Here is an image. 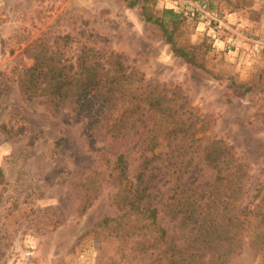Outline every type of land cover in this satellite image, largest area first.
Wrapping results in <instances>:
<instances>
[{"label":"rangeland","instance_id":"rangeland-1","mask_svg":"<svg viewBox=\"0 0 264 264\" xmlns=\"http://www.w3.org/2000/svg\"><path fill=\"white\" fill-rule=\"evenodd\" d=\"M139 4L159 17L165 9L178 14V40L204 42L214 75L175 57L160 29L144 21ZM85 48L117 56L127 71L140 74L149 98L164 97L166 106L182 111L192 139L228 146L241 167V207L264 212V0H0V264H137L133 240L121 238L113 223L97 224L119 214L118 186L101 159L122 153L127 179L135 183L140 122L133 119L116 142L102 128L88 130L87 118L72 104L54 110L40 89L30 98L21 91L36 54L53 56L71 71ZM164 152L154 150L158 156L142 186L151 204H159L167 244L198 251L195 229L170 214L167 192L184 168L170 175L161 163ZM186 162L185 181L210 191L215 174L202 155H188ZM227 264H260L259 255L246 238Z\"/></svg>","mask_w":264,"mask_h":264},{"label":"trees","instance_id":"trees-1","mask_svg":"<svg viewBox=\"0 0 264 264\" xmlns=\"http://www.w3.org/2000/svg\"><path fill=\"white\" fill-rule=\"evenodd\" d=\"M135 4L134 1L128 7ZM148 10L145 4L140 5L144 21L160 29L175 57L214 75L207 64L208 47L204 42L191 44L178 40V14L165 9L159 17ZM41 55L36 54L35 64L24 73L21 81L24 96L30 98L40 89L54 110L65 103L72 104L78 117L87 118L88 130L94 126L102 128L104 135L116 142L127 135L133 119L140 122L141 171L135 183L127 179V161L122 153L101 159L109 164V175L118 186L114 204L119 214L97 224L108 227L113 223L115 229L122 231L121 238L133 240L137 264H227L233 248H239L246 238L256 249L259 263L264 264V212L257 205L252 209L241 207V167L231 159L228 146L210 139H192L194 132L181 119L182 111L176 113L174 108L166 106L164 97L149 98L141 85L142 76L139 74L136 78L134 71H127L117 56L106 57L85 48L76 69L70 71L64 62L53 56L41 58ZM42 83L44 87L40 88ZM150 120L152 125L148 127ZM87 136L91 142L92 135L87 132ZM178 136L187 137L189 142H174L173 138ZM155 149H166L161 163L169 169L170 175L174 174L171 169L184 168L178 177L175 176L178 184H171L167 192L170 214L175 213L184 226L191 224L195 229L198 251H183V246L167 244L166 230L157 221L161 211L159 204H151L148 187L142 186L145 171L158 156ZM145 153L152 154L151 158L144 156ZM193 154H201L206 165L214 171L210 191H202L193 182L185 181L190 165L186 164V157ZM3 178L0 169V184ZM121 238L118 242H122ZM148 249L152 252L144 254Z\"/></svg>","mask_w":264,"mask_h":264}]
</instances>
